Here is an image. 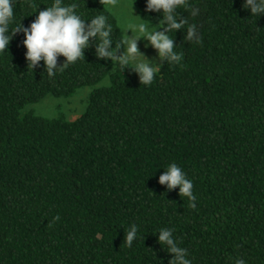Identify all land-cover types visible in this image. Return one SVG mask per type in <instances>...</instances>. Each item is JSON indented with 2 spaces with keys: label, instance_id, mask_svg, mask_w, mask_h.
<instances>
[{
  "label": "trees",
  "instance_id": "trees-1",
  "mask_svg": "<svg viewBox=\"0 0 264 264\" xmlns=\"http://www.w3.org/2000/svg\"><path fill=\"white\" fill-rule=\"evenodd\" d=\"M31 2L39 12L53 0ZM64 2L85 19L105 14L121 39L100 0ZM189 3L198 16L178 12L201 42L170 32L182 59L160 61L150 85L98 59L94 42L53 78L27 67L22 33L0 52V264H168L157 240L164 227L192 264H264V15L250 16L242 0ZM133 6L151 25L162 18L145 0ZM13 7L11 26L27 27L29 0ZM84 87L73 120L27 110ZM173 162L193 182L195 208L158 183Z\"/></svg>",
  "mask_w": 264,
  "mask_h": 264
},
{
  "label": "clouds",
  "instance_id": "clouds-1",
  "mask_svg": "<svg viewBox=\"0 0 264 264\" xmlns=\"http://www.w3.org/2000/svg\"><path fill=\"white\" fill-rule=\"evenodd\" d=\"M117 2L118 0H100V3L109 10L115 9ZM133 3L134 0L130 9L123 12L126 22L120 25L121 39L114 40L113 25L108 17L105 14H97L91 19H85L77 11L76 2L53 0L49 6L37 12L36 5L29 0V7L36 15L25 27L20 21L11 26L14 20L15 0H0V52L7 50L13 36L22 33L27 67L32 72L42 66L44 73L53 78L57 72L83 58L85 49L94 42V54L98 59L112 62L113 67L128 68L137 74L140 84L150 85L160 72L161 64L146 58L138 50V41L141 39L147 41L144 46L154 49L156 58L162 63L179 64L182 53L176 51L173 35L170 36L169 33L174 34L177 30L184 29V40L196 44L201 42V35L198 25L189 23L188 19L180 15L178 9L187 10L193 18L199 15L200 9L191 5L189 0H145L146 13L162 14L157 27L154 28L144 18L133 15ZM241 7L248 10L250 16L264 15V0H242ZM59 57H63V61L58 64ZM158 183L166 185L167 190L178 188L179 196L189 201L188 206L196 207L193 203L196 200L193 182L175 162L166 166L163 174L158 177ZM137 233V225H130L124 236L127 246L132 245ZM157 240L159 244L166 246V251L170 254L168 264H192L188 258V250L180 246L173 235V229L160 228ZM233 264H246V261L242 257H236Z\"/></svg>",
  "mask_w": 264,
  "mask_h": 264
},
{
  "label": "rangeland",
  "instance_id": "rangeland-1",
  "mask_svg": "<svg viewBox=\"0 0 264 264\" xmlns=\"http://www.w3.org/2000/svg\"><path fill=\"white\" fill-rule=\"evenodd\" d=\"M133 0H118L117 6L113 10H109L113 16L116 18L118 26L126 22V18L123 12L130 9ZM133 15H137L134 6L132 5ZM151 27L156 28L157 24L151 25ZM121 29V28H120ZM157 30H161L157 28ZM130 35V33H128ZM147 41L141 39L137 43L138 50L149 60L154 63L159 64L160 61L156 58V52L150 46L145 47L144 45ZM123 49H121L122 51ZM119 54V53H118ZM89 88H80L72 96L68 98H56L51 95L44 97L38 103L31 105L27 110H32L34 114L46 118L63 117L69 120H73L78 117V115L83 110L87 96L89 93Z\"/></svg>",
  "mask_w": 264,
  "mask_h": 264
}]
</instances>
